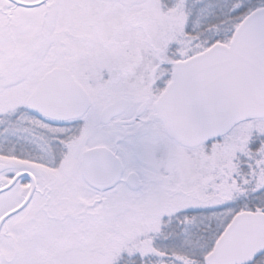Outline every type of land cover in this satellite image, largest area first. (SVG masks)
Listing matches in <instances>:
<instances>
[{
	"label": "snow or ice",
	"instance_id": "1",
	"mask_svg": "<svg viewBox=\"0 0 264 264\" xmlns=\"http://www.w3.org/2000/svg\"><path fill=\"white\" fill-rule=\"evenodd\" d=\"M0 264H264V0H0Z\"/></svg>",
	"mask_w": 264,
	"mask_h": 264
}]
</instances>
